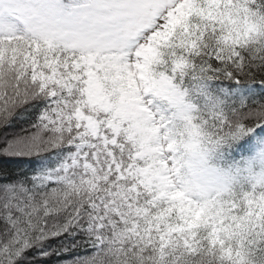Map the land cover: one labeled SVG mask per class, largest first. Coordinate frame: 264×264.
Segmentation results:
<instances>
[{"label":"snow or ice","instance_id":"6c2138e0","mask_svg":"<svg viewBox=\"0 0 264 264\" xmlns=\"http://www.w3.org/2000/svg\"><path fill=\"white\" fill-rule=\"evenodd\" d=\"M0 264H264V0H0Z\"/></svg>","mask_w":264,"mask_h":264},{"label":"trees","instance_id":"16d2710c","mask_svg":"<svg viewBox=\"0 0 264 264\" xmlns=\"http://www.w3.org/2000/svg\"><path fill=\"white\" fill-rule=\"evenodd\" d=\"M35 112H36V109H32V113H35ZM26 119H27V117H26ZM20 123H21V124H25V121L22 120ZM19 127H20L19 124H18V125H15L13 128L8 129V131H9V132H12V131H19Z\"/></svg>","mask_w":264,"mask_h":264}]
</instances>
